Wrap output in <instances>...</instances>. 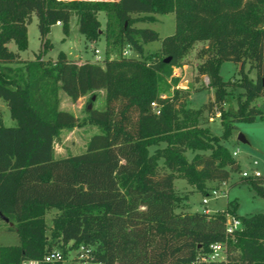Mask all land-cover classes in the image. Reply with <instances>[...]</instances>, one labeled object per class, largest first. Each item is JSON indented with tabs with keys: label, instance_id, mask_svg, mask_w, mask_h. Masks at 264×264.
<instances>
[{
	"label": "trees",
	"instance_id": "obj_1",
	"mask_svg": "<svg viewBox=\"0 0 264 264\" xmlns=\"http://www.w3.org/2000/svg\"><path fill=\"white\" fill-rule=\"evenodd\" d=\"M98 12L106 16L105 47H115L116 56L76 63L60 51L53 61L42 59L51 47L50 27L59 21L68 34L71 15L79 33L96 40ZM167 13L174 14L170 35L136 25ZM32 15L39 50L33 60H22L18 52L27 48ZM157 40L159 48L144 54L143 45ZM199 42L205 46L198 50L194 78H207L213 98L191 108L188 90L173 87L164 95L160 84ZM125 46L138 56L123 55ZM224 61L239 64L236 82L221 79ZM263 79L264 0H0V99L16 123L5 126L0 114V218L19 238L17 245L0 246V264L41 259L55 246L62 259L43 264H61L81 245L90 261L102 264H192L225 238L227 264H264V213L238 216L236 201L220 212H175L185 197L173 189V181L182 179L205 196L209 183L224 182L238 169L221 141L235 123L264 119L253 103L264 96ZM233 84L242 90L236 109L224 110ZM99 89L104 107L86 109L85 120L58 109L59 90L75 101ZM217 112L219 136L210 132L205 115ZM84 122L101 130L85 151L54 157L58 130ZM187 150L194 152L190 158ZM240 181L264 192L259 179ZM49 210L55 213L48 225ZM226 214L241 224L229 237Z\"/></svg>",
	"mask_w": 264,
	"mask_h": 264
},
{
	"label": "rangeland",
	"instance_id": "obj_2",
	"mask_svg": "<svg viewBox=\"0 0 264 264\" xmlns=\"http://www.w3.org/2000/svg\"><path fill=\"white\" fill-rule=\"evenodd\" d=\"M62 3H70L74 0H60ZM83 2H108L112 3L117 0H79ZM155 20L151 22H140L137 26L149 27L158 32L160 37L170 35L174 32V14H155ZM99 21V36L94 41L86 40L78 31V23L75 15H71L69 21V32L65 34L61 25L53 24L50 27L47 38L51 44L50 49L42 56L44 60H54L58 52L63 51L67 58L76 62H93L94 49L99 50L101 59L105 56L114 57L117 55L115 47H105L104 32L106 16L103 12L97 13ZM27 48L24 51H19V57L22 60H33L39 50V32L37 29V19L32 15L31 22L27 25ZM160 46V42L152 41L143 45V52H155ZM205 46L204 42L196 43L193 48L187 53L182 64L172 67L171 75L160 84L161 93L167 95L173 87L186 89L189 91L188 106L198 108L203 103L213 98V89L207 86L206 77H198L195 80L196 65L200 62L198 50ZM7 47L11 51H17L13 42H9ZM129 56L137 57L131 48L125 46ZM122 51V52H123ZM98 63H102L100 60ZM245 72L251 79L255 78V71L249 70V64H245ZM219 75L224 81L236 82L239 78V64L232 61H224L219 69ZM172 78H175L174 81ZM242 90L236 85H231L227 88V96L222 108L224 110L234 111L237 106V96ZM92 97H94L92 99ZM254 105L264 112V96H259L254 100ZM96 109L104 107V90H94L77 100L72 101L63 91H58V109L68 111L77 117L80 121L86 118V109L88 105ZM90 107V108H91ZM0 114L5 126H15V121L10 117L8 108L0 99ZM206 115L210 132L219 136L222 133V124L219 117L216 115ZM100 128L94 124L84 122L81 125L74 127H62L58 130L53 142V152L55 157H63L67 155L80 154L85 151L86 143L90 136L100 133ZM238 135H242L245 142L238 139ZM222 144L230 151H236L233 157L238 164L237 170H232L229 177L224 182H211L208 184V193L212 190L216 191L215 196H209L207 202L202 203V198L205 197L200 192H196L182 179L173 181V189L181 196L185 197L181 203L176 206L175 212H195L203 211L207 213L224 211L229 201H236V214L238 216H249L256 213H264V192H257L249 183L241 182V173L249 172L256 162V169L261 176L258 178L249 177L251 180H260V184L264 188V119L256 118L252 122H237L231 129V134L228 139L221 141ZM194 152L187 150L185 156L190 158ZM54 210H49L46 214L48 225L50 219L54 215ZM48 234V231H47ZM19 238L15 230L8 229L7 224L0 218V246L17 245ZM57 251H60L56 246ZM76 250H70L66 258L61 264H102L92 262L89 259H79L76 257ZM235 253V252H233Z\"/></svg>",
	"mask_w": 264,
	"mask_h": 264
},
{
	"label": "built area",
	"instance_id": "obj_3",
	"mask_svg": "<svg viewBox=\"0 0 264 264\" xmlns=\"http://www.w3.org/2000/svg\"><path fill=\"white\" fill-rule=\"evenodd\" d=\"M56 25H60L59 21L55 22ZM123 55L127 54V51L124 50L122 52ZM101 59L99 55V50L94 49L93 54V62L98 63ZM152 106H154V103H151ZM158 111H156L157 113ZM217 117H219V113H215ZM232 156L234 157L236 155V151L231 152ZM256 162H253V166L250 168L249 172L243 171L241 173L242 177H252L257 178L260 177V172L256 169ZM215 196L216 191L212 190L210 193L206 194L205 197L202 198V203H206L209 196ZM241 227L240 221L238 218L226 214L225 215V221H224V234L226 237L232 236L236 230H238ZM76 257L79 259H89V249L85 248L84 246H79L78 249H76ZM62 259V255L60 251L52 250L46 253L41 259H28L23 260L20 262V264H43V263H52L56 262ZM229 261V252H228V246L226 242V238L222 241L213 242L209 245L208 252L200 255L197 257L196 261L192 264L197 263H203V264H227Z\"/></svg>",
	"mask_w": 264,
	"mask_h": 264
},
{
	"label": "water",
	"instance_id": "obj_4",
	"mask_svg": "<svg viewBox=\"0 0 264 264\" xmlns=\"http://www.w3.org/2000/svg\"><path fill=\"white\" fill-rule=\"evenodd\" d=\"M167 61H168L167 59L164 60V62H167ZM262 85H264V79H263ZM93 98H94V97H92V99H93ZM90 107H91V105L89 104V105L87 106V109H90ZM238 139H239L240 141H242V142H245V139H244V137H243L242 135H238ZM233 168L235 169V168H236V165H234ZM1 219H2L5 223L7 222V219H6V218L1 217Z\"/></svg>",
	"mask_w": 264,
	"mask_h": 264
},
{
	"label": "crops",
	"instance_id": "obj_5",
	"mask_svg": "<svg viewBox=\"0 0 264 264\" xmlns=\"http://www.w3.org/2000/svg\"><path fill=\"white\" fill-rule=\"evenodd\" d=\"M56 153L54 154V157H55Z\"/></svg>",
	"mask_w": 264,
	"mask_h": 264
}]
</instances>
